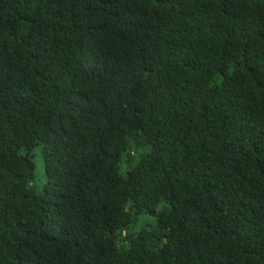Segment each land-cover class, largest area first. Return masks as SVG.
<instances>
[{
	"label": "trees",
	"instance_id": "16d2710c",
	"mask_svg": "<svg viewBox=\"0 0 264 264\" xmlns=\"http://www.w3.org/2000/svg\"><path fill=\"white\" fill-rule=\"evenodd\" d=\"M0 264H264V0H0Z\"/></svg>",
	"mask_w": 264,
	"mask_h": 264
},
{
	"label": "rangeland",
	"instance_id": "374dc122",
	"mask_svg": "<svg viewBox=\"0 0 264 264\" xmlns=\"http://www.w3.org/2000/svg\"><path fill=\"white\" fill-rule=\"evenodd\" d=\"M33 161L37 169V178L35 181V187L38 191H42L43 187L45 186L47 182V178H46L45 171H44V164H43V159H42L40 148H37L34 150ZM145 219L147 218L145 217Z\"/></svg>",
	"mask_w": 264,
	"mask_h": 264
}]
</instances>
